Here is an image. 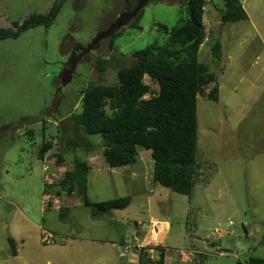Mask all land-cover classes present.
<instances>
[{
  "label": "rangeland",
  "instance_id": "1",
  "mask_svg": "<svg viewBox=\"0 0 264 264\" xmlns=\"http://www.w3.org/2000/svg\"><path fill=\"white\" fill-rule=\"evenodd\" d=\"M55 1L0 0V28L45 13ZM239 1L248 18L232 24L220 23L221 0H206L203 8L205 39L197 60L215 75V83L197 97L201 169L190 197L153 183L152 162L144 150L138 151V159L146 165L148 187L134 192L128 181L134 180L133 173L138 178V165L124 168L125 174L123 167L108 168L100 137L83 135L70 118L81 112L80 90L90 83L116 84L118 69L133 63V53L165 45L167 36L157 26L170 30L184 21L180 0H151L135 27L132 19L117 38H104L77 62L65 86L59 82L61 64L108 29L125 0H66L49 28L38 26L0 41V264H129L137 251L119 258L120 240L143 238L132 236L151 228L150 220L169 224L161 236L162 250L176 264L264 259V0ZM216 41L219 59L211 54ZM98 58L109 61L104 70L96 68ZM144 83L158 91L147 77ZM214 86L216 102L209 99ZM48 139L51 148L43 157L50 159L53 175L46 182L37 157ZM71 142L79 148L71 149ZM90 142L92 150L86 154L81 146ZM75 157L92 166L89 201L129 196V206L113 212L114 218L95 220L79 203L81 197L59 193L57 183ZM55 204L74 206L70 220L61 221L56 208L47 210ZM154 254L148 255L155 259Z\"/></svg>",
  "mask_w": 264,
  "mask_h": 264
},
{
  "label": "trees",
  "instance_id": "2",
  "mask_svg": "<svg viewBox=\"0 0 264 264\" xmlns=\"http://www.w3.org/2000/svg\"><path fill=\"white\" fill-rule=\"evenodd\" d=\"M137 1L134 0L133 6ZM221 2L222 25L247 20L239 0ZM180 3L185 8L184 21L170 30L157 26V31L167 36L165 45L161 48L148 46L133 53V63L118 69L116 84L90 83L80 90L81 112L72 114L70 118L83 135L100 137L101 156L108 168L136 166L138 151H148L153 183L190 197L201 169L196 158L197 97L204 88L215 83V75L197 60L205 39L203 8L206 0H180ZM61 7L62 3L55 2L45 13H32L20 22H13L9 28H0V41L17 38L38 26L49 28ZM141 16L142 10L130 26L135 27ZM119 33L120 30L116 31L110 37L111 41ZM220 48L217 41L211 45L214 59L220 58ZM108 64L109 61L98 58L96 68L104 70ZM144 77L157 84L156 93L144 83ZM210 93L209 99L216 102L217 87L214 86ZM146 95L149 98H144ZM19 124L16 123L15 129ZM49 141L39 150L38 158L41 160L51 148ZM79 146V143L71 142V149ZM81 149L88 154L92 150L91 142ZM56 158L60 162L61 154L57 152ZM84 159H73L72 169L65 171L57 183L59 193L66 197H81L92 219L127 208L131 203L129 196L102 202L88 200L90 166ZM58 213L61 221L67 220V208L61 206ZM8 242L15 256L14 242L10 238ZM154 253L155 259L145 251H137L138 264H164V250L155 248ZM246 264H264V259L250 258Z\"/></svg>",
  "mask_w": 264,
  "mask_h": 264
},
{
  "label": "crops",
  "instance_id": "3",
  "mask_svg": "<svg viewBox=\"0 0 264 264\" xmlns=\"http://www.w3.org/2000/svg\"><path fill=\"white\" fill-rule=\"evenodd\" d=\"M243 7V6H242ZM40 150V149H39ZM49 152V150L47 151V153ZM38 154H39V151H38ZM148 154L150 155V153L148 152ZM43 158H45V156L43 157ZM37 159L39 160V162L40 163H42V160L41 159H39L38 157H37ZM89 160V159H88ZM89 163V162H88ZM137 165H138V167H139V173H138V178H136L135 176V174L133 173L132 174V176H133V178H134V180L132 181H128V186L129 187H132V189L134 190V192H136V193H141V191H142V188H145L146 190H147V187H148V182H147V175H148V171H146L145 169H146V165H143L141 162H140V160L138 159V163H137ZM89 166H90V169H91V165H90V163H89ZM127 167H130V166H127ZM124 168H126V167H123V169ZM72 169V167L69 169V170H71ZM145 170V172H143ZM122 173L123 174H125V173H127V171L124 169V170H122ZM130 182H132V183H130ZM78 203V202H77ZM79 203H82L83 204V201H80ZM61 206H58V205H53V206H51V207H49L47 210H51V209H54V208H56L57 210H58V212H59V208H60ZM65 208H67V210H68V213H67V220H70L69 218L71 217L70 216V208L71 207H74V206H64ZM126 209V208H125ZM124 209V210H125ZM117 211H119V210H117ZM113 212H115V211H112L110 214H108V215H106V216H104V217H101V218H98V219H102V218H106V217H109V216H111V218L113 217ZM114 218V217H113ZM97 219V220H98ZM96 220V219H95ZM151 221V220H150ZM149 221V222H150ZM162 222H164L163 223V229H164V233H167V231H168V228H169V224L167 223V222H165V221H162ZM147 223V222H146ZM143 232V233H142ZM141 234H143V236H144V231H137V230H135L134 231V233H133V236L132 237H134L135 235L138 237L139 235H141ZM163 237V236H162ZM162 237L160 236V237H158L157 238V243L158 244H160V246H162L163 247V245L161 244L162 242H161V240H162ZM140 238V237H139ZM121 241V243L119 244V245H121V244H123V243H128L127 241H124L123 239L122 240H120ZM211 245H213V243H210ZM164 248V247H163ZM136 253V252H135ZM132 254V255H130V257H129V259H128V263L129 264H138V255H136V254ZM123 256H125V255H123L122 253H118V257L119 258H124ZM184 260H186V261H188V262H190V260H189V257H186V258H183ZM181 260V259H180ZM164 264H176V262H174L173 261V259H170V258H167V256H166V252H165V254H164Z\"/></svg>",
  "mask_w": 264,
  "mask_h": 264
},
{
  "label": "built area",
  "instance_id": "4",
  "mask_svg": "<svg viewBox=\"0 0 264 264\" xmlns=\"http://www.w3.org/2000/svg\"><path fill=\"white\" fill-rule=\"evenodd\" d=\"M42 171L44 175L46 176L45 177L46 182L49 181V176H52L53 173L51 171L50 159H48L47 156H45V158H43L42 160ZM163 223L164 222L162 221L151 220L150 221L151 228H148V230L144 231L143 238H139L141 240L134 239L133 243L121 244L120 245L121 253L128 254L129 252L133 250L134 251L142 250L150 254V253H154L155 248H161L165 250V248H163L162 246H160V244L156 242L158 237L164 235ZM193 254H196V253L194 252ZM203 255L205 256L206 254H203ZM189 260L191 259L189 258Z\"/></svg>",
  "mask_w": 264,
  "mask_h": 264
},
{
  "label": "water",
  "instance_id": "5",
  "mask_svg": "<svg viewBox=\"0 0 264 264\" xmlns=\"http://www.w3.org/2000/svg\"><path fill=\"white\" fill-rule=\"evenodd\" d=\"M151 0H138L137 4L134 8L133 11L131 12H125L120 14L116 20L114 21V23L105 31L98 33L94 39L89 43L88 46H86L85 48H81L82 50V55L88 54L89 52L95 50L97 48L98 43L103 40L104 38L107 37H111L115 31L123 28L127 23H129V21H131L132 19H134L137 14L147 5V3H149ZM75 52H73L72 54L74 55ZM69 61L67 64L70 65ZM74 61H72L71 63V69L70 70H65L63 71V73L59 76V80H60V84L61 86H65L67 83H69L70 79H71V73L73 72V67H74Z\"/></svg>",
  "mask_w": 264,
  "mask_h": 264
},
{
  "label": "flooded vegetation",
  "instance_id": "6",
  "mask_svg": "<svg viewBox=\"0 0 264 264\" xmlns=\"http://www.w3.org/2000/svg\"><path fill=\"white\" fill-rule=\"evenodd\" d=\"M66 0H56L55 2H59V3H62V5H63V3L65 2ZM133 3H134V0H125V3L123 4V7H122V10H121V12H120V14H122V13H125V12H131V11H133L134 10V8H135V6H133ZM48 11V10H47ZM116 32V31H115ZM114 32V33H115ZM102 41V40H101ZM101 41L98 43V45H97V48L99 47V45H100V43H101ZM94 51V50H93ZM75 53H74V55H73V57H72V60H71V62H70V65H68L67 63H63V64H61V70L62 71H67V70H70L71 69V63H72V61H74V67H73V71H74V68H75V66H76V64H77V62H79L80 60H82L83 59V57L85 56V55H88V54H85V55H82L81 56V54H82V50L81 49H77V50H75L74 51ZM92 52V51H91ZM89 54H90V52H89ZM59 82H60V80H59ZM61 85V84H60Z\"/></svg>",
  "mask_w": 264,
  "mask_h": 264
}]
</instances>
